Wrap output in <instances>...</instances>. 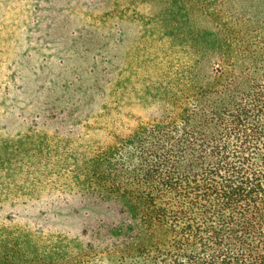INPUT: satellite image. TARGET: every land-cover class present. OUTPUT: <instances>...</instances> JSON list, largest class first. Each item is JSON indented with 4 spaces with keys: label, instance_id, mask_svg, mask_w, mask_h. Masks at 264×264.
Returning <instances> with one entry per match:
<instances>
[{
    "label": "trees",
    "instance_id": "1",
    "mask_svg": "<svg viewBox=\"0 0 264 264\" xmlns=\"http://www.w3.org/2000/svg\"><path fill=\"white\" fill-rule=\"evenodd\" d=\"M192 1L214 27L158 32L126 82L103 53L65 142L48 143V115L0 133V264H264V32H241L247 0H227L225 21L222 3ZM85 2L104 44L120 41L126 8Z\"/></svg>",
    "mask_w": 264,
    "mask_h": 264
},
{
    "label": "rangeland",
    "instance_id": "2",
    "mask_svg": "<svg viewBox=\"0 0 264 264\" xmlns=\"http://www.w3.org/2000/svg\"><path fill=\"white\" fill-rule=\"evenodd\" d=\"M206 1L210 9H214L216 3L226 7L222 21L231 14L227 0H222L225 4L221 0ZM117 2L120 8H126L121 9L122 15L117 17L120 29L114 30L121 32L122 38L116 44L109 43L108 47L103 39L108 27L102 22L98 26L92 24L85 0H0L1 136L33 134L28 131L29 122L34 116L48 115L47 133L43 131L51 138L48 143H59L60 138L65 142L62 137L65 122L71 120L73 110L77 111L75 114L86 113L85 108L80 107L87 98L86 89L103 76L102 70L108 63L103 53L114 55L118 80L126 82L133 69L148 71L150 62L144 57L150 50L159 48L158 40L155 44L152 41V36H157L158 32H200L215 24L210 12L192 11L186 0L176 6L170 5L168 0ZM197 2L199 0L196 5ZM178 6L182 7L178 10H182L175 16ZM233 10L243 14L241 32H264V0H247L238 3ZM158 14L161 21L157 19ZM91 34L93 39H90ZM108 49L111 51H106ZM137 76L140 77V73ZM46 149L45 145L44 151ZM82 218L81 215L69 217L60 227L76 231ZM28 220L23 218L22 222ZM86 220L84 216V224Z\"/></svg>",
    "mask_w": 264,
    "mask_h": 264
}]
</instances>
